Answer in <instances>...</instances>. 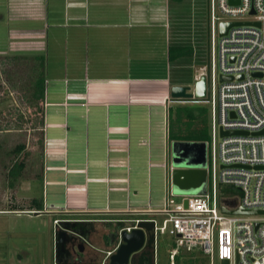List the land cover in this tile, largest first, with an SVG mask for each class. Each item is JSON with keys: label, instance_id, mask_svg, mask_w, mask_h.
<instances>
[{"label": "crops", "instance_id": "0c3cea01", "mask_svg": "<svg viewBox=\"0 0 264 264\" xmlns=\"http://www.w3.org/2000/svg\"><path fill=\"white\" fill-rule=\"evenodd\" d=\"M170 7L171 0H64L63 21L55 26L65 27L63 41L55 36L63 52L54 48L44 68L36 198L43 209L33 215L122 223L116 214L156 211L150 208L152 147L155 140L164 142V153L169 147L168 112L176 101L165 97L172 85H182L169 78L170 49L179 47L180 57L187 47L171 41ZM35 10L45 16L39 5Z\"/></svg>", "mask_w": 264, "mask_h": 264}, {"label": "built area", "instance_id": "2783aa9c", "mask_svg": "<svg viewBox=\"0 0 264 264\" xmlns=\"http://www.w3.org/2000/svg\"><path fill=\"white\" fill-rule=\"evenodd\" d=\"M220 22L243 23L220 35ZM207 27L208 64L197 75L207 77L206 99L198 102L210 105L206 188L203 193L174 194L168 182L164 207L150 212L161 220H147L154 223L155 237L165 232L175 237L169 264L179 247L198 251L211 264L215 258L227 264H264V213L221 210H264V0H208ZM220 76L231 79L220 81ZM165 99L170 100L169 94ZM223 185L241 195L226 193ZM141 219H131L125 229L135 228Z\"/></svg>", "mask_w": 264, "mask_h": 264}, {"label": "rangeland", "instance_id": "374dc122", "mask_svg": "<svg viewBox=\"0 0 264 264\" xmlns=\"http://www.w3.org/2000/svg\"><path fill=\"white\" fill-rule=\"evenodd\" d=\"M36 3L35 9L39 5V10L45 16L38 15L33 9ZM63 8L64 0H0V57L17 56L16 61L11 63L0 59V264H56L52 250L56 229L53 220L58 217L25 212L28 211L25 208L29 206L30 199L41 195V179H36L35 175L43 167L44 143L40 134L41 125L37 123L39 114L23 100V91L19 88H25L24 83L29 79L32 56L42 54L46 68L48 61L52 63L54 48L57 54H62L63 44H58L55 36L63 41L65 27L55 26L57 21H63L59 14ZM221 18L226 19L224 16ZM169 28L172 43L178 41L187 46L180 57L171 59L169 78L172 82L192 87L195 75L208 64L207 0H171ZM57 44L60 50L56 48ZM59 87L62 89V85ZM52 89L53 84H49V90ZM191 110L195 114L202 113V117L191 122L190 117L187 118ZM168 115L171 132L177 135L186 134L192 123V129L199 128L202 121L201 124L205 125V140L209 141V103L171 102ZM172 141L182 140H171L169 150ZM19 143H24V151H27L26 173L24 179L11 188L7 186L6 169L14 157L7 153ZM206 158L205 166L209 164L208 148ZM150 161V208L157 210L164 207L165 198V153L162 140H155ZM222 189L234 196L241 195L233 186L223 185ZM175 199L179 201L180 197ZM147 207V204H143L139 208ZM150 216L159 221L162 218L158 214L140 213L116 214L115 218L125 219L124 223L129 224L131 219ZM175 246V237L167 232L159 233L156 238V264H169V253ZM193 253L199 257V264H211L209 258L198 251L179 247L177 252L182 258ZM212 264H220V261L215 258Z\"/></svg>", "mask_w": 264, "mask_h": 264}, {"label": "water", "instance_id": "95a60500", "mask_svg": "<svg viewBox=\"0 0 264 264\" xmlns=\"http://www.w3.org/2000/svg\"><path fill=\"white\" fill-rule=\"evenodd\" d=\"M232 2V0H230ZM243 22H220L219 34L223 35L232 25L241 24ZM259 75V74H254ZM241 77V76H240ZM230 76H220L219 80H230ZM207 94V77L201 74L199 78L194 80L193 86L172 85L169 88V97L171 101H188L198 102L206 99ZM233 132H221V135L230 134ZM206 144L205 142L197 141H172L171 150L168 144L165 150V186L170 185L171 191L174 194H195L203 193L206 188ZM222 212L229 214H257L264 213V210L252 209L245 210L237 207L233 210H228L225 206L221 207ZM34 214L40 213L38 210H33ZM119 231L120 243L116 250L109 255V264H134L133 259L137 256V263L142 264L144 256L143 248L145 243L153 240V221L141 219L135 228L127 231L124 228V222ZM66 233L65 230H60L54 233V245L57 249L61 244L64 246V240H61V234ZM60 243V244H59ZM220 264H227V260H222Z\"/></svg>", "mask_w": 264, "mask_h": 264}, {"label": "flooded vegetation", "instance_id": "af4514ba", "mask_svg": "<svg viewBox=\"0 0 264 264\" xmlns=\"http://www.w3.org/2000/svg\"><path fill=\"white\" fill-rule=\"evenodd\" d=\"M235 202V200H232V203ZM25 212L32 214L31 212L33 211L28 210ZM140 218L147 219L148 217ZM58 219L60 221L55 225V232L65 230L66 233L60 236V239L64 240L62 248L60 243L58 248H55L53 236L52 250L56 264H109V255L116 250L120 243L119 231L122 224L119 221L121 220H116L117 222L115 223H108L109 220H96L83 217ZM95 221L100 222L97 225L100 226V229L94 226ZM104 224H108L106 232L102 231V225ZM123 225L126 226L128 224L124 223ZM156 238L154 235L153 240L145 243L142 264H156ZM107 252L110 253L107 254ZM133 263H137V256L134 257Z\"/></svg>", "mask_w": 264, "mask_h": 264}, {"label": "trees", "instance_id": "16d2710c", "mask_svg": "<svg viewBox=\"0 0 264 264\" xmlns=\"http://www.w3.org/2000/svg\"><path fill=\"white\" fill-rule=\"evenodd\" d=\"M179 47H172L170 49V58H174L176 55L177 50ZM178 56V55H177ZM1 60H7L9 63L16 61L17 56L10 55L6 56L3 55L0 57ZM23 59V58H21ZM30 74L29 79L26 80L25 88H19L20 91H23L22 96L23 100L27 101L32 108H34V112L39 114V119L37 123L41 125L40 134L43 137V97L45 92V76H44V59L41 55L35 54L32 56V62L30 64ZM22 119L23 116H19ZM190 117V118H189ZM202 117V113L195 114L192 110L188 112L187 118L191 122L195 121ZM30 119V118H29ZM203 119V118H202ZM181 120V119H180ZM202 121L199 123V128L192 129V124L189 127V131L184 135H177L171 132L170 126L168 129V136L171 140H187V141H197V142H207L205 140L206 132H205V125L201 124ZM24 143H19L13 146L12 149L9 150L7 155H12L14 157L8 164V168L6 169V179H7V186L13 188L15 184L24 179L26 173V161L25 156H27V151H24ZM36 179L42 178V172H38L35 175ZM42 200L31 198L29 206L27 205L26 209H36L42 210ZM32 207V208H31ZM17 209V208H13ZM21 209V208H20ZM199 257L193 254H187L182 258L179 254H176L174 257V264H199ZM201 263V261H200Z\"/></svg>", "mask_w": 264, "mask_h": 264}, {"label": "clouds", "instance_id": "9594fccd", "mask_svg": "<svg viewBox=\"0 0 264 264\" xmlns=\"http://www.w3.org/2000/svg\"><path fill=\"white\" fill-rule=\"evenodd\" d=\"M29 211H33V210H29Z\"/></svg>", "mask_w": 264, "mask_h": 264}]
</instances>
